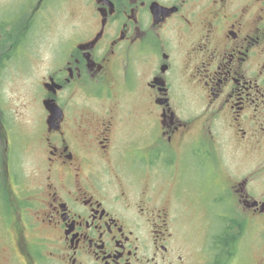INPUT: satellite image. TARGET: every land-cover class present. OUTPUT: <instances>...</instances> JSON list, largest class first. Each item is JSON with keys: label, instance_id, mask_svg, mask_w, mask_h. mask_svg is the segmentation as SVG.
<instances>
[{"label": "flooded vegetation", "instance_id": "1", "mask_svg": "<svg viewBox=\"0 0 264 264\" xmlns=\"http://www.w3.org/2000/svg\"><path fill=\"white\" fill-rule=\"evenodd\" d=\"M262 218L264 0H0L1 264H264Z\"/></svg>", "mask_w": 264, "mask_h": 264}, {"label": "rangeland", "instance_id": "2", "mask_svg": "<svg viewBox=\"0 0 264 264\" xmlns=\"http://www.w3.org/2000/svg\"><path fill=\"white\" fill-rule=\"evenodd\" d=\"M42 40V39H41ZM41 40H39L38 42H41ZM46 41L45 44H43L40 48L45 50V51H40V53L38 55H34V56H27L23 53L17 52L18 54L15 55L13 58H8L6 63L9 67H23L26 63H28L29 67H38L36 65V61H40L41 59H45L47 57L48 54V47H49V43L51 42V39L49 37H46V39L44 40V42ZM36 51H29L27 52V54H31L33 55ZM22 68L17 69L16 71H13L12 73L9 71V69H6V71L3 72L4 75H13L19 71H21ZM7 79H9V77H7ZM7 87L5 89V93L6 95L9 96H13V99L15 100V102L18 104V100H17V96L19 93L21 94H27V100L31 101L30 99H32L33 95L35 94V90L37 89V76H30L28 78H25L23 80L19 79H15L13 82L10 83H6ZM10 89H13V93H10ZM28 101V102H29ZM40 153H42L41 151H39ZM257 157L254 158L253 160H261V158H263V154L260 151H255ZM261 157V158H260ZM33 155L32 153L29 155L28 159H33ZM221 158L225 159L229 162H231L230 168L236 172L239 168L243 167V165L237 161V159H233L235 160L234 163H232V156L227 152V150H223L221 151ZM15 164V163H14ZM21 165V166H20ZM20 166L21 170L25 171L27 169L28 166V162L27 159L25 158V156L23 155L22 159L18 162V165ZM199 178H203V175H199ZM212 179V175H210L209 180ZM220 197H225L224 194V190L223 189H219L218 191ZM192 196L187 197L184 200V205H183V199L181 198V200L179 201V206H178V211H177V222L179 227H181L183 229V219L185 217H193V211L194 209L198 206L199 204V200L195 197L196 194H191ZM226 203V208L228 210H230L231 207V203H228V199L224 202ZM179 214L181 217V221H179ZM208 217V215H207ZM195 219V218H194ZM255 220V219H253ZM262 223L264 224V218H262ZM252 227L255 226V222H252L251 224ZM217 232H214V234ZM260 232H258L256 234L255 230H252V232L249 234V236L251 235V239L248 241L245 239L246 242V246L247 248L251 245V254L250 257H253L255 253H257V244L253 243V238L254 236L259 237ZM1 251L3 252L4 249H1ZM2 262L0 261V264Z\"/></svg>", "mask_w": 264, "mask_h": 264}, {"label": "trees", "instance_id": "3", "mask_svg": "<svg viewBox=\"0 0 264 264\" xmlns=\"http://www.w3.org/2000/svg\"><path fill=\"white\" fill-rule=\"evenodd\" d=\"M218 239H219V238H218ZM227 239H228V238H227ZM227 239H226V240H227Z\"/></svg>", "mask_w": 264, "mask_h": 264}]
</instances>
